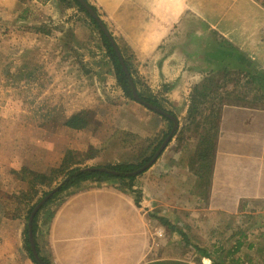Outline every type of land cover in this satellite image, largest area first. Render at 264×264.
Listing matches in <instances>:
<instances>
[{"label":"rangeland","instance_id":"obj_1","mask_svg":"<svg viewBox=\"0 0 264 264\" xmlns=\"http://www.w3.org/2000/svg\"><path fill=\"white\" fill-rule=\"evenodd\" d=\"M97 15L127 59L139 95L143 99H155L163 110L174 116L179 114L182 106H175L168 97V89L172 93L176 85L171 83L166 87L167 83L162 82L164 76L155 73L167 59L163 54L167 49L165 42L149 43L153 49L149 46L139 53L122 40L101 11ZM191 27L194 31L190 33L198 39L192 48L201 52L203 72L192 87L190 97L196 88L198 91L205 88L208 92L214 89V93L205 99L197 98L196 112L178 122L171 143L174 140L175 150L188 157L186 165L195 174L200 165L195 155L199 139L204 133L213 132L214 114L219 109L213 106L212 99L220 97L219 101L250 103L254 107H260V99L257 101L259 97L255 95L256 85L246 77L253 69L252 60L232 56L228 63L232 67L230 75H224L223 71L228 69L213 57L218 37L209 33L204 24ZM188 36L185 34V41L184 34H177L169 44L170 49L190 52ZM132 102L117 84L99 31L73 2L0 0V264H35L24 242L32 211L29 208L33 209L63 179L29 185L17 175L21 169L48 173L60 165L65 149L72 152L66 164L72 168L136 163L149 157L162 134L169 133L167 121L142 108L146 114L153 115L158 134L152 137L153 142L129 136L125 129L128 123L144 119L132 109L127 108L129 111L125 112ZM68 105L70 111L83 109L81 114L88 122L86 129L70 131L63 126L62 116L68 111ZM180 165L179 161L173 163L169 174L161 169L154 176L149 169L137 176L132 189L141 192L140 208L134 206L135 196L126 181H89L59 195L37 220L40 256L51 264L66 263L63 257L66 250L63 251L62 243L59 245L53 240L56 230L51 233L49 230L54 217L49 220L48 215L73 196L85 193L84 189L95 187L98 196L83 201L77 209L84 214L88 212V205L97 208L94 215L100 218H93L91 229L98 240L111 247L136 253L138 259L169 256L200 260L202 264H245L250 258L251 264H256L253 261L260 259V209L246 213L248 208L243 207L228 212L220 209L218 202L208 206L209 174L203 176L196 191L190 184L177 180ZM194 193L199 197L198 202ZM153 217L169 221L209 257L188 247L179 235ZM72 220L79 222L77 218ZM75 226L65 228L69 237L74 236L73 228L78 230ZM112 233L117 235L111 236ZM245 241L258 250L247 253L235 249L238 242ZM75 252L80 253L79 249Z\"/></svg>","mask_w":264,"mask_h":264},{"label":"crops","instance_id":"obj_2","mask_svg":"<svg viewBox=\"0 0 264 264\" xmlns=\"http://www.w3.org/2000/svg\"><path fill=\"white\" fill-rule=\"evenodd\" d=\"M88 1L97 11L102 12L122 40L139 53L149 46L152 50L153 48L149 43L165 42L167 49L163 54L167 59L164 61L161 70L156 68L155 73L158 75L161 73V76H164L161 78L163 83H167L166 87H169L171 83L176 85L175 91L172 93L168 89V97L175 106H182L179 114H175V116L172 114L177 122L188 115L192 100L190 97L192 87L198 83L199 79L197 78L203 72L201 69L203 58L201 52L200 50H193L198 39H196V34L190 33V31H194L191 26L204 24L209 33L213 32L218 37V45L213 51V57L215 62L222 61L223 68L228 69L224 71L231 70L232 67H228V63L232 56H244L252 60L253 69L250 72H262L261 70H264V43L262 42L264 38H260V35H264V0H258V2L256 0ZM102 22L104 23V21ZM177 34H182V36L184 34L183 39L185 41V34L189 35L187 43L192 49L190 52L184 50L182 53L181 49L175 52L170 49L169 44L176 38ZM227 45L236 51L229 50ZM178 78H180L179 82L176 83ZM54 81L53 83L56 85V78ZM256 87L255 90L259 89L257 85ZM258 99H260V107H254L250 103L223 102L219 101L222 100L220 97L212 99V102L215 101L213 106L217 105L219 109L214 114L218 117V124L214 136L213 157L208 170L209 192L207 202L208 206L218 202L219 208L228 212H236L243 207L248 208L246 213L254 208L260 209V259L258 258L253 262L264 264V86L260 87V98H257V101ZM195 105L197 106L196 100ZM127 108L144 117V119L137 118L134 122L128 123L129 126L125 127L128 135L135 138L151 139L153 142L158 134L155 130L156 121L153 115L146 114V111L144 112L142 109L145 107L136 101L129 103ZM67 109L68 111L64 112L65 114L62 116L63 126L67 130L74 131L66 127L64 123L72 115L81 113L83 109L70 111V105ZM128 109L125 112H128ZM152 137L154 138L152 139ZM171 141L149 169L153 170L154 176L159 174L155 172H160L156 170L161 169H166V174H169L173 167L172 164L179 161L181 170L177 172V180H180L181 183L184 182L185 185L190 184L197 191L200 184L199 178L189 171V167L186 165L188 157L184 158L180 151H176L172 145L174 140L172 143ZM152 142L151 144H153ZM194 149L195 146H193ZM67 150L63 151L62 157ZM83 184H87V182ZM94 188L84 189L86 190L85 193L65 201L56 210L54 218L49 224L50 233L56 230V235H52L53 240L57 241V244L62 243L63 251L66 250L63 254L66 259L65 264H91L94 251L99 246H102L104 254L109 257L124 255L125 262L128 264H202L200 260H189L182 257L161 256L159 258L138 259L136 253L118 250L116 247H111L109 244L98 240V235L91 229L92 223H94L93 218L97 220L100 218V216L94 215V210L97 208L88 205V212L84 214L77 209L78 206H82L83 201H90L98 196V191ZM194 196L196 201H199L198 195L194 193ZM81 215L85 216L80 221ZM74 218H77L79 222L73 221ZM83 220L85 222H82ZM75 224L78 230L75 231L73 228L72 235L74 236L69 237L65 228L68 229ZM81 224L83 225L82 229ZM115 235L117 234L112 233L111 236ZM75 240L78 241L73 247ZM183 242L202 254L198 250L203 249L191 242L189 238L188 242ZM131 245L128 244V246ZM132 247L135 246L132 245ZM78 249L80 253L76 254L75 251ZM235 249L247 253L253 249L258 250L246 241L244 243L238 242ZM202 256L209 257L206 251ZM251 263V259L247 258L245 264Z\"/></svg>","mask_w":264,"mask_h":264},{"label":"trees","instance_id":"obj_3","mask_svg":"<svg viewBox=\"0 0 264 264\" xmlns=\"http://www.w3.org/2000/svg\"><path fill=\"white\" fill-rule=\"evenodd\" d=\"M70 1L73 2L75 6L78 7L79 11L84 12L87 15V17L91 20L92 24L99 31L103 46L107 52V55L111 61L112 66H113L117 84L121 88L124 95L127 98L134 101L132 94H131V88H130V85L128 82V78L125 75L124 71L122 70L120 62L116 56L115 51L113 50V48L110 44V42L105 37L104 33L100 30L96 21H94L92 19V17L80 5V3H78L76 0H70ZM84 1L87 2V0H84ZM256 1L258 2V0H256ZM88 5L97 14L96 8L93 7L92 5H90L89 3H88ZM227 47L231 51H236L230 45H227ZM122 57H123V54H122ZM123 60L125 62V65H126V68L129 72V74L131 75L130 66H129L127 59H125L123 57ZM224 75L228 76V75H230V72L224 71ZM246 77L248 78V81L250 83H253L254 85L258 86L259 89L256 90L257 94L255 93V95L260 98V87L264 86V73H262L260 71L254 72V73L249 72L246 75ZM134 84H135V82H134ZM211 93H214V91L211 90L208 92L207 89H205V88L201 89V91H198L197 88L194 89L192 96H191V99H192L191 104H190L189 109H188V116L192 115L193 113L196 112L195 100H197V98L205 99ZM140 98L144 102H146V103H148L154 107H157L158 109L163 110L155 99H151V98L143 99L141 97V95H140ZM163 111H165V110H163ZM165 112H167V111H165ZM167 113L169 115H172L171 112H167ZM214 117H215L216 121H215V123L212 122L213 125L211 127V131L213 130V132L212 133H209V132L204 133L201 136V138L199 139L198 146L196 149L195 155H196V158H197L198 162L200 163V165L198 167V170L197 169L195 170V174L199 178L200 181H202L203 176H206L209 174L208 170H209L210 163H211V160L213 157L214 136L216 135V128H217V124H218L217 115ZM161 118L168 122L169 133H170V131L173 127V122L166 117L161 116ZM64 125L70 129H73V130H82V129L87 128L88 122L83 118L82 114L79 113V114L72 115L70 118H68L65 121ZM169 133H163L162 134L161 139L153 147V151L149 157H144L140 161H136V163H118V164H114V165H108V166H102V167H91V168H72L70 166H66L68 159H70V155H72V152L70 150H67L61 159L60 165L56 168H51L48 173H34V172L29 171L27 169H21V171L19 173H17V175L19 176L20 180L27 182V184H29V185H35V184L43 185L47 180L54 181L55 178H59V177L63 178L59 182V184L57 185V187H58L57 191L53 194V196L50 198V200L42 207V209L36 214V216L33 220V223H32L33 237H34V241H35V245H36V250H37V253L39 254V256H40V251H39V246L37 243V232H38L37 220H38L40 213L43 212L44 209L53 200H55L59 195H62L66 191H68L72 188H75L82 183L89 182V181H95L98 183L105 182V181L122 183V182L126 181L127 184L126 183L125 184H126L127 188L132 190V192L134 193V196H135L134 197V206L136 208H140L141 207V192L132 189L133 188L132 183L135 181L137 176H133L131 173H133L134 171L141 168L143 165H145L151 159L153 154L160 147L161 143L164 141V139L167 137V135ZM174 136H176V133H174L173 137ZM97 169H104L105 171H99ZM202 172H204L203 175H202ZM20 174H22V175H20ZM31 210H32V207L29 208V212ZM54 212L55 211L49 213V215H48L49 220H51L52 217H54V214H55ZM150 216L152 217V215H150ZM153 218H155L162 226L168 228L171 232L179 235L183 241L188 242V237L184 233H181L169 221H167L166 219L161 218V217H153ZM24 242H25V248H26L27 252L29 253L31 261L35 264H38L37 261L33 258L31 251H30L26 227H25ZM198 251H200V252H202V254H204L203 250L199 249ZM104 253L105 252H104V249L102 248V246H99V248H97L94 251L91 264H128L127 262H125L126 258L124 255H119V256L112 258V257H109L107 254H104ZM40 260L43 264H51L50 261L44 257L40 256Z\"/></svg>","mask_w":264,"mask_h":264},{"label":"water","instance_id":"obj_4","mask_svg":"<svg viewBox=\"0 0 264 264\" xmlns=\"http://www.w3.org/2000/svg\"><path fill=\"white\" fill-rule=\"evenodd\" d=\"M78 3H80V5L85 9V11L92 17V19L94 21H96L97 25L99 26L100 30L104 33L105 37L108 39V41L110 42L113 50L116 53V56L120 62L121 68L124 71L125 75L128 78V82L131 88V94L132 97L134 99V101L140 103L141 105H143L146 109L151 110L153 112H155L156 114L166 117L168 119H170L173 122V127L170 131V133L167 135V137L164 139V141L161 143L160 147L156 150V152L153 154V156L151 157V159L145 164L143 165L141 168H139L138 170L134 171L133 173H131L133 176H138L143 174L144 172H146L158 159V157L162 154V152L164 151V149L167 147V145L170 143L174 133L176 132L177 126H178V122L176 120L175 117H173L172 115H169L167 112L158 109L157 107H154L146 102H144L141 98L140 95L136 89V86L126 68L125 62L123 60V57L121 55V52L118 48V45L116 44V42L114 41V38L112 37V35L110 34V32L107 30V28L105 27L104 23L102 22V20L98 17V15L90 8V6L88 5V3L84 0H76ZM99 171H105L104 169H97ZM58 187H55L51 192H49L45 197H43L32 209L30 215H29V219H28V223H27V234H28V243H29V247H30V251L31 254L33 256V258L37 261L38 264H43L40 260V256L37 253L36 250V245H35V241H34V237H33V231H32V223L33 220L36 216V214L42 209V207L50 200V198L53 196V194L57 191Z\"/></svg>","mask_w":264,"mask_h":264}]
</instances>
